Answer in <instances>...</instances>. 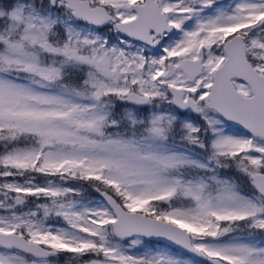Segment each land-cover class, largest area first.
<instances>
[{
  "label": "snow or ice",
  "instance_id": "6c2138e0",
  "mask_svg": "<svg viewBox=\"0 0 264 264\" xmlns=\"http://www.w3.org/2000/svg\"><path fill=\"white\" fill-rule=\"evenodd\" d=\"M0 264H264V0H0Z\"/></svg>",
  "mask_w": 264,
  "mask_h": 264
}]
</instances>
